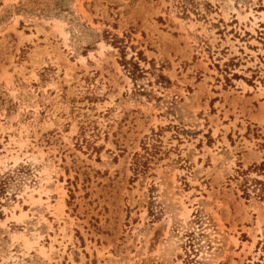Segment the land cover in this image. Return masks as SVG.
<instances>
[{"label":"rangeland","instance_id":"obj_1","mask_svg":"<svg viewBox=\"0 0 264 264\" xmlns=\"http://www.w3.org/2000/svg\"><path fill=\"white\" fill-rule=\"evenodd\" d=\"M0 264H264V0H0Z\"/></svg>","mask_w":264,"mask_h":264},{"label":"bare ground","instance_id":"obj_2","mask_svg":"<svg viewBox=\"0 0 264 264\" xmlns=\"http://www.w3.org/2000/svg\"><path fill=\"white\" fill-rule=\"evenodd\" d=\"M26 244V243H25Z\"/></svg>","mask_w":264,"mask_h":264}]
</instances>
